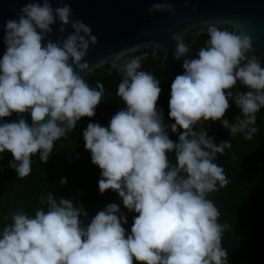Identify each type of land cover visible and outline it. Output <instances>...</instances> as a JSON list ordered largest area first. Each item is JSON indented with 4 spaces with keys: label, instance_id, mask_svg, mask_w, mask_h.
<instances>
[{
    "label": "clouds",
    "instance_id": "9594fccd",
    "mask_svg": "<svg viewBox=\"0 0 264 264\" xmlns=\"http://www.w3.org/2000/svg\"><path fill=\"white\" fill-rule=\"evenodd\" d=\"M184 4L189 6V0ZM72 11L63 0L56 8L52 0H29L17 19L4 24L0 118L13 113L32 118L31 125L24 118L0 124V153H12L9 166L19 179L31 174L33 155L39 153L46 164L55 142L81 118L94 117L102 100V90L90 88L79 74L92 71L85 58L98 37L89 25L73 20ZM148 12L175 15L176 9L164 0ZM57 20L61 35L53 41L48 37ZM68 25L73 31L65 38ZM201 32L208 36L204 46L196 58L184 59V73L171 83L174 123L166 125L157 107L161 81L142 70L144 57L128 55L135 52L129 49L115 55L110 67L121 76L117 96L124 107L107 127L89 123L83 132L92 163L101 169V194L116 191L123 205L138 214L131 233L122 226L128 220L119 205L109 204L86 224L82 206L57 201L48 191L41 197L46 210L11 214L12 222L0 232V264H229L222 238L230 225L219 222L220 212L208 194L229 183L215 161L231 142L217 144L203 125L221 121L231 136L243 133L251 140L258 131L256 114L264 108V66L252 54L249 35L216 24ZM171 39L177 61L189 54L191 45L182 34L173 33ZM238 82L247 91L234 92ZM230 99L242 113L234 122L222 119ZM169 128L178 132V142L169 138ZM169 152H175V163Z\"/></svg>",
    "mask_w": 264,
    "mask_h": 264
},
{
    "label": "trees",
    "instance_id": "16d2710c",
    "mask_svg": "<svg viewBox=\"0 0 264 264\" xmlns=\"http://www.w3.org/2000/svg\"><path fill=\"white\" fill-rule=\"evenodd\" d=\"M207 39L206 32H197L190 44V58H196ZM141 56L144 57L142 70L152 73L161 81L162 92L157 107L162 110L164 123L170 125L175 122L169 117L171 83L175 78L162 82L161 60L152 53ZM258 56L264 66V55ZM110 67V63H105L94 72L93 78L113 94L96 107L94 117L81 118L75 129L55 142L46 164L39 160V153L33 155L31 174L19 179L16 171L9 166V162L14 160L12 153L0 159V232L12 222L13 212L23 211L34 215L37 208L46 210L47 206L41 203V197H46L49 191L57 201L63 198L72 201L77 207L82 206L88 214L87 218L81 217L86 224L109 204L119 205L128 220L122 226L127 233H131L134 217L138 214L123 205L116 191L109 189L101 194L98 186L102 178L101 169L92 163L83 136L89 123L107 127L111 118L124 107L123 101L117 96L121 76L114 69L110 71ZM233 91L247 89L238 82ZM229 104L222 119L234 122L242 113L234 100L230 99ZM256 116L255 127L258 131L251 140H246L243 133L231 136L230 130L221 121H208L203 125L217 144L228 140L231 142V147L226 148L223 155L218 154L215 161L223 167L229 183L208 194V199L214 201L220 212L219 222L230 225L222 238V247L228 253L229 264H264V108ZM168 135L171 140L178 142V132L173 133L169 128ZM167 155L172 163L176 162L175 152ZM63 178H66L67 183H61ZM134 264L139 262L134 260Z\"/></svg>",
    "mask_w": 264,
    "mask_h": 264
},
{
    "label": "water",
    "instance_id": "95a60500",
    "mask_svg": "<svg viewBox=\"0 0 264 264\" xmlns=\"http://www.w3.org/2000/svg\"><path fill=\"white\" fill-rule=\"evenodd\" d=\"M28 2L0 0V58L6 51L4 24L8 19H17L20 9ZM157 2L164 0H63L73 10L72 19L89 25L98 37V43L90 46L85 58L92 71L79 74L90 88L102 90L101 101L106 102L113 92L106 91L100 81L94 80L93 74L105 63L111 64L115 55L122 51L135 49L128 55L152 53L160 59L162 82L183 74L184 59L192 58L189 55L179 61L174 58L176 42L171 39L173 33L182 34L185 42L191 44L197 30H206L209 24H216L236 34L249 35L255 49L252 54H264V0H189V6H185L184 0H167L176 9L175 15L168 12L149 14L148 9ZM52 6L58 7L59 0H52ZM60 26L57 20L49 39L56 41L60 37ZM72 31L68 25L64 37ZM100 61L104 63L100 64ZM20 118L32 124L30 113H13L10 117L0 118V124L18 122ZM8 154V150L0 153V159Z\"/></svg>",
    "mask_w": 264,
    "mask_h": 264
},
{
    "label": "rangeland",
    "instance_id": "374dc122",
    "mask_svg": "<svg viewBox=\"0 0 264 264\" xmlns=\"http://www.w3.org/2000/svg\"><path fill=\"white\" fill-rule=\"evenodd\" d=\"M200 30H197L196 32H199Z\"/></svg>",
    "mask_w": 264,
    "mask_h": 264
}]
</instances>
